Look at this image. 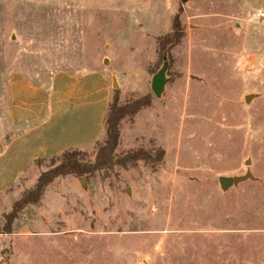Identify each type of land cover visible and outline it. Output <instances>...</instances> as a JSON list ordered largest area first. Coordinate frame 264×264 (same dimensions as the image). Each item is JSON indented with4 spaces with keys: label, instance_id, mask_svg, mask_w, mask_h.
I'll use <instances>...</instances> for the list:
<instances>
[{
    "label": "rangeland",
    "instance_id": "374dc122",
    "mask_svg": "<svg viewBox=\"0 0 264 264\" xmlns=\"http://www.w3.org/2000/svg\"><path fill=\"white\" fill-rule=\"evenodd\" d=\"M258 13L264 0H0V264H264ZM105 87L147 102L120 122L114 156L132 159L57 176L14 217L61 152L94 161ZM84 135L98 139L76 147Z\"/></svg>",
    "mask_w": 264,
    "mask_h": 264
},
{
    "label": "trees",
    "instance_id": "16d2710c",
    "mask_svg": "<svg viewBox=\"0 0 264 264\" xmlns=\"http://www.w3.org/2000/svg\"><path fill=\"white\" fill-rule=\"evenodd\" d=\"M177 17L173 21V31L171 34L163 37L159 41V46L163 48V44L174 45L178 43L180 34L177 32L178 25L176 24ZM164 60H167L164 58ZM169 65V61L167 62ZM147 105L146 101L137 99L135 101L119 104L117 93L111 97L107 105V109L103 118V126L105 129V140L104 143L97 149L95 159L91 163H84L82 161V152L77 149H68L59 154V163L53 168L41 173L33 188L25 191L20 199H18L12 208V215L22 209L29 203H37L47 184H49L55 177L66 174H73L81 176L83 174H91L96 170L109 168L114 164H126V162L132 159L131 156L115 157L114 150L119 142V126L122 119L125 117H132L136 111L143 106ZM162 152L160 158H162ZM43 157L36 158L42 159Z\"/></svg>",
    "mask_w": 264,
    "mask_h": 264
},
{
    "label": "water",
    "instance_id": "95a60500",
    "mask_svg": "<svg viewBox=\"0 0 264 264\" xmlns=\"http://www.w3.org/2000/svg\"><path fill=\"white\" fill-rule=\"evenodd\" d=\"M165 67H163L160 71H158L156 74L153 75L152 81H151V89L153 93L158 96L162 93L166 80H165V73H164ZM247 178V175L245 176H235V177H230V176H220L218 178L220 187L223 190H226L232 185H236L239 182L243 181L244 179Z\"/></svg>",
    "mask_w": 264,
    "mask_h": 264
},
{
    "label": "crops",
    "instance_id": "0c3cea01",
    "mask_svg": "<svg viewBox=\"0 0 264 264\" xmlns=\"http://www.w3.org/2000/svg\"><path fill=\"white\" fill-rule=\"evenodd\" d=\"M55 77V78H54ZM59 77V74L57 75V76H52V81H54L55 79H57ZM104 81H106L107 82V80H104ZM41 82H42V80H41ZM47 88V87H46ZM105 89H107L106 87L103 89L104 90V99H105V104H106V109H107V105H108V103H109V100H110V94H109V92L107 91V92H105ZM46 92L47 93H50L49 95L47 94L46 95V98H48V99H46V101H47V105L49 104V106L51 105L52 106V104H57V103H59L60 102V100H59V98H58V96H56V89L55 90H50V91H47L46 90ZM44 93V92H43ZM59 92H57V94H58ZM84 98H86V97H84ZM89 98V97H88ZM87 98V99H88ZM89 103H92L90 100L88 101ZM44 103H46L45 101H44ZM16 113L14 112V113H12V116L14 115L15 117H14V122L16 123L17 121H16V115H15ZM96 139H98L97 137H94L93 135L91 136V137H87L86 135H84V137H83V139H79L78 141H77V143H81V144H76V147L77 146H85V145H88V144H90V143H93L94 141H96ZM72 147H75V146H72ZM71 147V148H72ZM77 149H79V148H77ZM81 150L83 149V148H80ZM61 151V150H60ZM56 152H58V151H56ZM55 154V153H54ZM44 157H46V156H44ZM2 190H4V189H0V192L2 191Z\"/></svg>",
    "mask_w": 264,
    "mask_h": 264
},
{
    "label": "built area",
    "instance_id": "2783aa9c",
    "mask_svg": "<svg viewBox=\"0 0 264 264\" xmlns=\"http://www.w3.org/2000/svg\"><path fill=\"white\" fill-rule=\"evenodd\" d=\"M264 15V13H258V16L260 17V16H263Z\"/></svg>",
    "mask_w": 264,
    "mask_h": 264
}]
</instances>
